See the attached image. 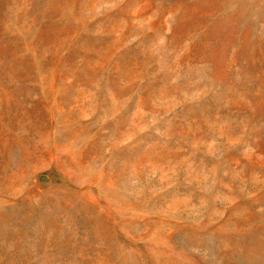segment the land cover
<instances>
[{"label":"rangeland","instance_id":"1","mask_svg":"<svg viewBox=\"0 0 264 264\" xmlns=\"http://www.w3.org/2000/svg\"><path fill=\"white\" fill-rule=\"evenodd\" d=\"M0 264H264V0H0Z\"/></svg>","mask_w":264,"mask_h":264}]
</instances>
